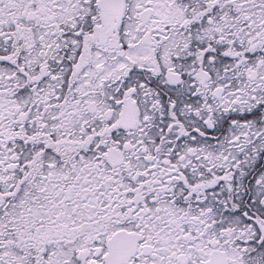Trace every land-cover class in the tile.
<instances>
[{
	"label": "snow or ice",
	"instance_id": "obj_1",
	"mask_svg": "<svg viewBox=\"0 0 264 264\" xmlns=\"http://www.w3.org/2000/svg\"><path fill=\"white\" fill-rule=\"evenodd\" d=\"M0 264H264V0H0Z\"/></svg>",
	"mask_w": 264,
	"mask_h": 264
}]
</instances>
